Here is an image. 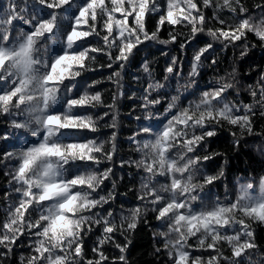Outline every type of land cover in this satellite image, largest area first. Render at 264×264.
Listing matches in <instances>:
<instances>
[{"label": "snow or ice", "instance_id": "1", "mask_svg": "<svg viewBox=\"0 0 264 264\" xmlns=\"http://www.w3.org/2000/svg\"><path fill=\"white\" fill-rule=\"evenodd\" d=\"M143 236L264 264V0H4L0 264H137Z\"/></svg>", "mask_w": 264, "mask_h": 264}, {"label": "trees", "instance_id": "2", "mask_svg": "<svg viewBox=\"0 0 264 264\" xmlns=\"http://www.w3.org/2000/svg\"><path fill=\"white\" fill-rule=\"evenodd\" d=\"M4 0H0V4H3ZM230 55V53H229ZM163 64V58H161L160 65ZM130 82V81H129ZM101 88L105 87V85H100ZM128 110V104L125 103L124 107L122 108V112H127ZM102 111V109H101ZM125 128L123 134L125 136L129 135L130 131V122L128 120L123 121ZM251 143V141H249ZM213 148H217L221 151H224L228 148V141L226 139H223L220 142H217L212 145ZM127 146H124V151L126 152ZM231 150L229 149V152ZM257 163L258 158L255 156L253 151L249 149L242 148L240 152L235 153L234 155H230V175L229 179H232V175H240L244 174V169L248 162ZM222 163V162H219ZM258 166V165H257ZM215 167V166H213ZM230 189L228 186H225L223 189H221L222 192H228ZM151 251L149 247V242L147 236H143V238L135 243V247L133 248V258L137 261V264H148V262L152 259L151 256L148 255V253Z\"/></svg>", "mask_w": 264, "mask_h": 264}]
</instances>
